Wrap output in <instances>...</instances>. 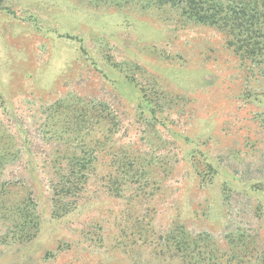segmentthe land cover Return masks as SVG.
Segmentation results:
<instances>
[{
	"label": "trees",
	"instance_id": "16d2710c",
	"mask_svg": "<svg viewBox=\"0 0 264 264\" xmlns=\"http://www.w3.org/2000/svg\"><path fill=\"white\" fill-rule=\"evenodd\" d=\"M87 1L121 8L138 3L181 27L212 28L264 80V0ZM158 55L169 59L165 52ZM107 60L131 86L128 120L116 103L86 86L67 88L39 110L38 119L15 118L11 124L0 118V248L23 251L40 236L45 217L33 183L45 182L49 221L77 224L73 231L78 238L61 241L38 263L31 262L28 251L21 253L20 264H52L66 257L67 264H114L119 255L124 264H264L263 225L255 223L264 222V201L255 202L251 194H264V184L256 183L244 194L248 202L243 205L250 201V207L241 214V203L234 200L241 191L225 182L223 237L194 232L188 223L190 204L185 207L177 197L173 181L185 164L196 188H211L219 169L202 148L207 139L196 142L173 129L192 99L139 64L114 62L112 56ZM260 120L264 123V113ZM179 140L190 144L182 154L175 151ZM199 211L203 207L192 213ZM89 252L98 260H91Z\"/></svg>",
	"mask_w": 264,
	"mask_h": 264
},
{
	"label": "rangeland",
	"instance_id": "374dc122",
	"mask_svg": "<svg viewBox=\"0 0 264 264\" xmlns=\"http://www.w3.org/2000/svg\"><path fill=\"white\" fill-rule=\"evenodd\" d=\"M0 6V118L11 124L9 120L15 118L38 119L39 110L67 88L86 86L116 103L128 120L125 113L131 114L134 102L128 95L131 86L107 58L139 64L192 99L181 124L173 129L196 142L199 137L207 139L202 148L215 158L219 169L211 188H196L185 164L173 181L179 187L177 197L185 207L190 204V228L223 237L226 216L221 187L225 182L241 191V198L234 200L241 203V214L247 213L250 201L248 207L243 205L248 202L244 194L254 184H264V123L260 120L264 80L226 47L222 33L204 26L181 27L138 3L121 8L112 3L96 7L87 0H2ZM123 90L126 95L120 94ZM250 91L256 95L249 97ZM174 146L182 154L190 144L179 140ZM41 183H33L45 217L40 236L23 251L0 248V264H20L21 253L27 251L31 262L38 263L61 241L78 238L73 231L77 224L49 221V192ZM251 194L255 202L264 201V194ZM201 207L204 211L199 215L192 213ZM255 223L263 225L264 241V222ZM111 229L117 234V229ZM88 256L94 261L99 257L92 252ZM69 259L57 258L52 264H67ZM113 262L124 264L126 259L119 255Z\"/></svg>",
	"mask_w": 264,
	"mask_h": 264
}]
</instances>
